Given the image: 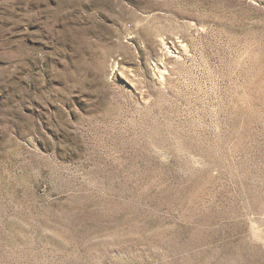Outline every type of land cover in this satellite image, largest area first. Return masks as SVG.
<instances>
[{
    "label": "rangeland",
    "instance_id": "1",
    "mask_svg": "<svg viewBox=\"0 0 264 264\" xmlns=\"http://www.w3.org/2000/svg\"><path fill=\"white\" fill-rule=\"evenodd\" d=\"M0 264H264V0H0Z\"/></svg>",
    "mask_w": 264,
    "mask_h": 264
}]
</instances>
